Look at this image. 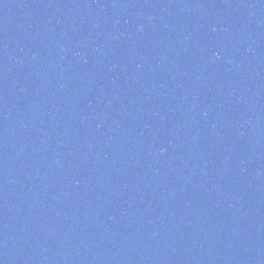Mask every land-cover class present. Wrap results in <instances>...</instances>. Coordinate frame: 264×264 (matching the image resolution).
<instances>
[{"label":"water","instance_id":"95a60500","mask_svg":"<svg viewBox=\"0 0 264 264\" xmlns=\"http://www.w3.org/2000/svg\"><path fill=\"white\" fill-rule=\"evenodd\" d=\"M0 264H264V0H0Z\"/></svg>","mask_w":264,"mask_h":264}]
</instances>
